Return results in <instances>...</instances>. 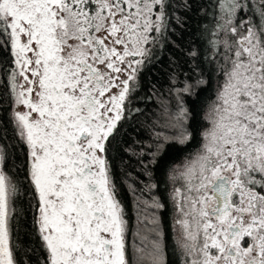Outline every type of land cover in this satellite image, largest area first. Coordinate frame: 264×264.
Listing matches in <instances>:
<instances>
[{
  "label": "snow or ice",
  "instance_id": "6c2138e0",
  "mask_svg": "<svg viewBox=\"0 0 264 264\" xmlns=\"http://www.w3.org/2000/svg\"><path fill=\"white\" fill-rule=\"evenodd\" d=\"M217 4L209 43L222 82L202 149L180 174L183 189L173 191L175 246L183 264H264V0L258 20L239 22L241 0ZM168 7V0H0V51L13 66V103L25 109L14 117L27 148L23 180L5 170L0 153V264H17L12 222L22 196L30 197L45 264H133V245L136 264H166L154 213L130 240L106 153L133 65L163 36ZM149 206L164 207L155 198Z\"/></svg>",
  "mask_w": 264,
  "mask_h": 264
},
{
  "label": "trees",
  "instance_id": "16d2710c",
  "mask_svg": "<svg viewBox=\"0 0 264 264\" xmlns=\"http://www.w3.org/2000/svg\"><path fill=\"white\" fill-rule=\"evenodd\" d=\"M259 2L241 0L244 8L236 21L258 20ZM168 3L167 29L156 43L148 45L149 57L131 81L124 117L109 140L108 154L118 172V186L133 192V198H127L136 209V228L145 229V219L151 221L154 213L163 232L166 264H183L184 257L175 246L172 195L186 183L179 176L181 169L202 149L203 133L209 126L208 108L222 82L219 57L213 58L209 43L221 13L217 0ZM9 59L6 51H0V147L5 170L23 180L27 148L15 130ZM186 86H190L188 91H184ZM181 108L186 109V115H179ZM147 142L156 154L150 159L144 157L143 144ZM154 198L164 207L148 209ZM29 200L22 196L15 205V260L17 264H45L47 251L36 231ZM130 257L136 264L134 245Z\"/></svg>",
  "mask_w": 264,
  "mask_h": 264
},
{
  "label": "flooded vegetation",
  "instance_id": "af4514ba",
  "mask_svg": "<svg viewBox=\"0 0 264 264\" xmlns=\"http://www.w3.org/2000/svg\"><path fill=\"white\" fill-rule=\"evenodd\" d=\"M139 68V67H138ZM137 68V70H138ZM132 81V80H131ZM131 81H129V92L126 96V99H125V102H124V110H123V116H122V119L124 117V113H125V110H126V104L128 102V95L130 93V88H131ZM114 91H118V89H115ZM122 119L118 122L117 124V129H118V126L120 124V122L122 121ZM117 129L115 131V134H117ZM114 134V136H115ZM143 147L145 148V152H144V157L145 159L146 158H151L153 157V155H156V154H152L151 153V144L150 142H147L145 144H143ZM106 159L110 165V175H111V178L115 181V187H116V192H117V198L118 200L120 201V203L122 204V206L124 207V210L126 212V219L128 220L129 222V227L131 229L130 231V240L133 239L134 237V234H135V228H136V218H135V212H136V209L130 205V203H128V198L127 197H130V198H133V192H125L126 190H123L120 186H118V172H117V169H116V166L114 167V165L112 164V161H111V158L108 154V145H107V153H106ZM132 207V208H131ZM133 210L131 212V209ZM148 209H150V206H148ZM132 213V214H131ZM132 252H133V246L130 248V256L132 255Z\"/></svg>",
  "mask_w": 264,
  "mask_h": 264
},
{
  "label": "rangeland",
  "instance_id": "374dc122",
  "mask_svg": "<svg viewBox=\"0 0 264 264\" xmlns=\"http://www.w3.org/2000/svg\"><path fill=\"white\" fill-rule=\"evenodd\" d=\"M133 67H135V68H138L139 66H136V65H133ZM131 72V69H129V73ZM122 78H126V75L124 76V77H122ZM25 109L22 107V106H19V105H15L14 104V107H13V115H14V112L15 111H24ZM14 122H15V117H14ZM0 153H2L3 154V151H2V148L0 147ZM183 171V169H181V171H180V173L179 174H181V172ZM179 176H181V175H179ZM182 178V177H181ZM137 222H139L138 220H137ZM145 227V226H144ZM146 228V227H145ZM143 230H145L144 228H141V227H139L138 226V228H136V231H135V235H134V239L136 238V233H137V231H143Z\"/></svg>",
  "mask_w": 264,
  "mask_h": 264
}]
</instances>
